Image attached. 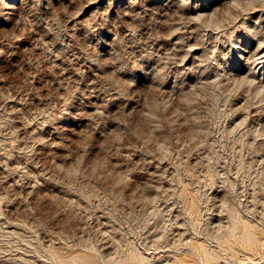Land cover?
I'll use <instances>...</instances> for the list:
<instances>
[{
	"label": "rangeland",
	"instance_id": "1",
	"mask_svg": "<svg viewBox=\"0 0 264 264\" xmlns=\"http://www.w3.org/2000/svg\"><path fill=\"white\" fill-rule=\"evenodd\" d=\"M0 264H264V0H0Z\"/></svg>",
	"mask_w": 264,
	"mask_h": 264
}]
</instances>
